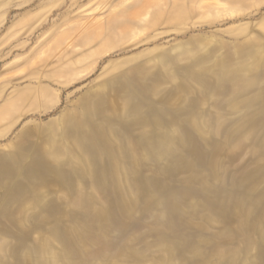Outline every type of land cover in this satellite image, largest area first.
Instances as JSON below:
<instances>
[{"label": "rangeland", "instance_id": "rangeland-1", "mask_svg": "<svg viewBox=\"0 0 264 264\" xmlns=\"http://www.w3.org/2000/svg\"><path fill=\"white\" fill-rule=\"evenodd\" d=\"M0 264H264V0H0Z\"/></svg>", "mask_w": 264, "mask_h": 264}]
</instances>
